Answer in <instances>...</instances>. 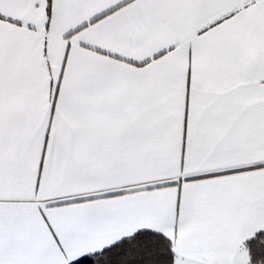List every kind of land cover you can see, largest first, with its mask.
Returning <instances> with one entry per match:
<instances>
[{
  "label": "snow or ice",
  "instance_id": "1",
  "mask_svg": "<svg viewBox=\"0 0 264 264\" xmlns=\"http://www.w3.org/2000/svg\"><path fill=\"white\" fill-rule=\"evenodd\" d=\"M0 264H264V0H0Z\"/></svg>",
  "mask_w": 264,
  "mask_h": 264
}]
</instances>
